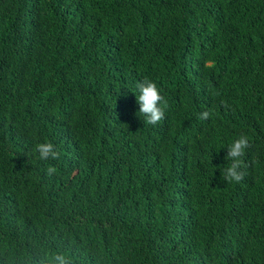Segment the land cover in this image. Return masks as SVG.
Wrapping results in <instances>:
<instances>
[{"label":"trees","instance_id":"trees-1","mask_svg":"<svg viewBox=\"0 0 264 264\" xmlns=\"http://www.w3.org/2000/svg\"><path fill=\"white\" fill-rule=\"evenodd\" d=\"M145 78L168 101L155 126ZM53 252L264 264V0H0V264Z\"/></svg>","mask_w":264,"mask_h":264},{"label":"clouds","instance_id":"clouds-1","mask_svg":"<svg viewBox=\"0 0 264 264\" xmlns=\"http://www.w3.org/2000/svg\"><path fill=\"white\" fill-rule=\"evenodd\" d=\"M136 100L139 105V112L144 117V124L155 126L165 119V112L168 101L161 95L157 83L145 78L136 83ZM213 115L211 110L203 111L199 118L208 120ZM251 147L250 138L247 135H240L233 140L227 147L226 160L231 161L230 165L224 168L221 173L222 179L228 183H239L244 179L245 172L242 170L246 150ZM33 152L38 154L41 161L49 159L58 160L60 153L55 149L51 142H43L35 145ZM57 172L56 167L49 165L46 168L47 175L51 176ZM42 264H73L72 260L60 252L46 254Z\"/></svg>","mask_w":264,"mask_h":264}]
</instances>
